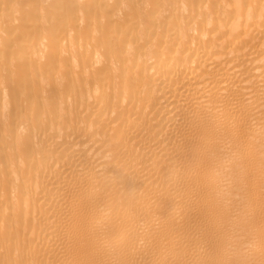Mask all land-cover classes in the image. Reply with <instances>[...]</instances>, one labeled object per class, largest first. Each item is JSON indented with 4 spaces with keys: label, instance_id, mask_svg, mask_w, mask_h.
<instances>
[{
    "label": "bare ground",
    "instance_id": "bare-ground-1",
    "mask_svg": "<svg viewBox=\"0 0 264 264\" xmlns=\"http://www.w3.org/2000/svg\"><path fill=\"white\" fill-rule=\"evenodd\" d=\"M0 264H264V0H0Z\"/></svg>",
    "mask_w": 264,
    "mask_h": 264
}]
</instances>
